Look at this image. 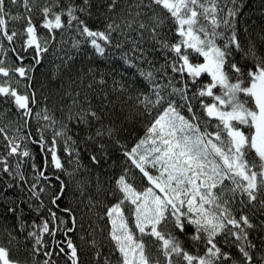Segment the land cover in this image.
<instances>
[{
  "label": "snow or ice",
  "instance_id": "1",
  "mask_svg": "<svg viewBox=\"0 0 264 264\" xmlns=\"http://www.w3.org/2000/svg\"><path fill=\"white\" fill-rule=\"evenodd\" d=\"M91 6V0H46L37 20L35 0H0V99L11 103L23 117L33 115L32 105L39 101L30 73L42 62L57 31L74 28L100 55L107 53L115 34L123 36L125 43L131 40V55L122 52L120 59L147 81L149 90L137 93V103L143 104L149 115L153 111L157 114L124 155L146 178L148 186L138 189L130 182L127 169L115 180L108 195L116 202L105 211L111 251L105 255L97 250L96 257H102L103 264H264V256L256 260L253 255L256 245L249 238V230L256 225L245 211L247 208L264 215V51L254 43L246 47L241 43L237 28L241 0H136L127 14L110 15L103 28L95 30L81 18L91 16ZM21 7L23 12L18 10ZM106 7L108 13L115 14L120 0H108ZM169 22L167 32L175 36L174 41L161 35ZM10 24L19 27L10 28ZM41 30L48 35L42 36ZM146 31L151 34L153 50L158 49L164 58L154 71H144L136 64V60H147L142 47ZM132 32L140 39H132ZM17 39H22L19 48L14 46ZM78 44L74 38V46ZM115 47L121 49L123 44L117 42ZM28 52L33 53L31 63L25 62ZM157 74L167 83H159ZM78 96L72 98L74 105L80 103ZM35 117L47 122L45 128L57 123L47 108L35 112ZM102 119L89 103L77 114L76 122L90 126ZM103 129V125L97 129L95 137L104 136ZM117 131L108 127L106 134L111 138ZM37 132L39 140L32 142L43 148V129ZM0 135L7 142L6 156L0 155V173L25 181L20 161L13 171L6 157H30L24 143L30 135H20L17 128L9 136L5 127H0ZM62 136L66 145L72 141L67 125L54 129L47 149L52 166L60 171L64 166L57 154L56 138ZM99 150L105 151L103 144ZM90 159L99 164L102 157L92 155ZM79 167L77 162V170ZM41 177L47 179L43 171H38L30 194L40 201L36 211L46 208L50 219H42L39 224L33 221L35 230L27 231L26 239L33 241L28 256L33 264H54L44 236L54 237L59 230L51 229V222L65 224L57 211L67 186L57 177L60 187L48 196L50 206H46L42 196L47 189L38 187ZM237 203L241 205L239 214L234 208ZM8 211L15 214L16 206ZM63 211L70 213L71 209ZM17 219L21 230H26L22 217ZM72 223L75 226L74 217ZM72 231L67 228V232ZM9 235L11 244L16 237ZM221 237L225 245L237 250L239 259L219 245ZM89 243L96 245L94 240ZM67 249L71 264H78L77 247L71 239ZM60 252L65 249L60 248ZM39 256L45 259H37ZM0 264L28 261L0 244Z\"/></svg>",
  "mask_w": 264,
  "mask_h": 264
},
{
  "label": "trees",
  "instance_id": "2",
  "mask_svg": "<svg viewBox=\"0 0 264 264\" xmlns=\"http://www.w3.org/2000/svg\"><path fill=\"white\" fill-rule=\"evenodd\" d=\"M75 2L80 3L81 0H75ZM135 2L136 0H120V7L116 13L110 14L106 7L108 0H91V16L81 18L87 19L90 28L102 29L106 23V17L127 14L129 5ZM45 3L46 0H35L37 20L40 18L39 8ZM18 10L24 11L22 7ZM12 11L15 12L17 9L13 8ZM141 19L144 18L141 17ZM169 26L170 22L165 25V31L161 35H168L169 39L174 41L175 36L167 32ZM11 27H19V24H10ZM237 28L241 43L245 47L251 42L257 46L258 50L264 51V0H241ZM40 34L48 35L46 30H41ZM130 36L135 40L140 39L135 32L130 33ZM74 38L79 41L76 46H74ZM143 39L142 47L146 50L147 60H136V64L144 71H154L164 63L163 54L158 49L153 50L150 32H144ZM117 42L123 44L121 49H116ZM21 43L22 39H17L14 46L19 48ZM48 48V52L42 57V62L30 73L34 78L32 89L35 90L39 101L38 105H32V107L35 110L44 103L55 120L67 125V135L72 137V141L68 142L69 150L65 151V141L63 143L58 140V137L56 138V150L64 171L55 169L51 164V155L47 151L51 147L53 131L43 129L45 147L42 148L39 143H33V140H39L37 130L42 127L33 123L28 117H23L11 103H4L0 99V127H5L9 136L17 128L20 129L22 136L30 135V139L24 143L27 144L31 153L28 158L6 157L13 171L18 160L20 161L25 181L21 182L14 176L0 173V193L3 194L0 195V244L11 247L22 260L33 264L31 257L28 256V249L31 248L33 241L26 239L27 231L35 230L32 227L33 221L39 224L42 219H50L46 208L36 211L40 201L32 198L30 194V184L37 183L34 177L38 171H43L47 179L41 177L38 187L47 189L42 196L46 206H50L48 196L60 187L57 177L67 186L60 201V210L57 211V216L62 218L65 224L60 225L58 221L51 222L50 228L59 230L54 237L48 234L44 236L46 250L53 252L52 261L54 264H71L67 249V241L71 239L77 247L78 264H103L102 257H96V251L100 250L105 255L111 251L107 238L110 226L105 211L108 206L116 202L108 193L114 189L115 180L124 174L125 169L130 182H133L138 189L148 186L146 178H142V174L132 165L124 152L130 151L135 146L144 135L146 126L157 113L153 111L149 115L143 104L137 103V93L149 90L147 81L139 75L136 68H129L120 59L122 52H128L131 55V40L125 43L123 36L115 34L112 44L107 48V53L100 55L73 28L63 32L57 31L55 40L48 45ZM32 56L33 53L28 52V59L25 62H33ZM148 61L154 63L150 65ZM159 76L160 74H157L159 83H167L166 78L160 79ZM204 79L208 78L205 76ZM20 88L23 90V83ZM77 93H79L80 103L74 105L72 98L76 97ZM89 103L104 119L100 123L93 122L90 126L77 123V114L82 109L88 108ZM197 108H199L198 104ZM69 116L73 119L69 120ZM25 119L28 120L27 126H24ZM102 125L105 135L95 137L97 129H101ZM108 127L118 129L111 138L106 134ZM89 137H95V139H89ZM117 140L119 143H116ZM6 143L0 135V155L6 156ZM101 144L104 145V152L99 150ZM92 155L102 157L99 164H93L90 159ZM77 162L80 165L78 170ZM8 184H14V186L9 188ZM13 205L16 206L15 214L8 211V208ZM64 208H70L71 212L65 213ZM234 208L239 214L241 205L237 203ZM245 211L248 212L251 222L256 225L249 230V238L256 245L252 252L255 259L259 260L261 256H264V215L253 214L247 208ZM17 216L22 217L26 230H21ZM73 217L75 226L72 223ZM67 228H73V231L67 232ZM9 234L16 237L11 244H9L11 239ZM93 240L96 242L95 247L89 243ZM218 243L225 251L231 252L239 259L237 250L225 245L223 237L219 238ZM186 246H188L187 242ZM60 248H64L65 252L61 253ZM37 259L42 261L45 257L39 256ZM115 259L114 255L113 261Z\"/></svg>",
  "mask_w": 264,
  "mask_h": 264
},
{
  "label": "rangeland",
  "instance_id": "3",
  "mask_svg": "<svg viewBox=\"0 0 264 264\" xmlns=\"http://www.w3.org/2000/svg\"><path fill=\"white\" fill-rule=\"evenodd\" d=\"M5 46L7 47L8 45H7V43L5 42ZM9 55H11L10 53H9ZM3 78H0V80H2ZM46 108V106H45V104L44 103H41V105H39V107L38 108H36L34 111H33V115L31 116V117H28V119H30V120H32V122L33 123H35V124H37V125H39V126H41L42 127V129H44V130H46V131H50V132H52V131H54V129L55 130H60V127H61V125H63L62 124V122H58L57 120V123H56V125L55 126H51V125H49L47 128H45V124L47 123V122H44L43 120H37L36 119V117H35V112H40V111H42L43 109H45ZM48 109V108H47ZM49 111V110H48ZM13 133H14V131L11 133V136L13 135ZM20 135H21V133H20ZM58 140H60V141H62L63 143H64V137L62 136V137H58ZM67 146V145H66ZM143 189V188H142ZM142 189H140V190H142ZM153 253H155V248H153Z\"/></svg>",
  "mask_w": 264,
  "mask_h": 264
}]
</instances>
